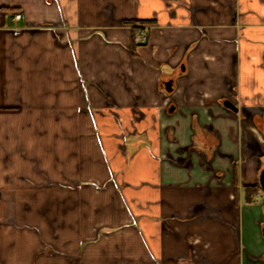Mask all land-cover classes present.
<instances>
[{
	"label": "crops",
	"instance_id": "obj_1",
	"mask_svg": "<svg viewBox=\"0 0 264 264\" xmlns=\"http://www.w3.org/2000/svg\"><path fill=\"white\" fill-rule=\"evenodd\" d=\"M0 8V264H264V0Z\"/></svg>",
	"mask_w": 264,
	"mask_h": 264
},
{
	"label": "trees",
	"instance_id": "obj_2",
	"mask_svg": "<svg viewBox=\"0 0 264 264\" xmlns=\"http://www.w3.org/2000/svg\"><path fill=\"white\" fill-rule=\"evenodd\" d=\"M0 9H5V8H0ZM153 21H138V20H130V21H126L124 22V24L129 25L131 28V39H132V54H134V50L136 49V47L145 45L148 39L145 41H141L139 39V34L140 31L142 30V27L145 25H149L152 24ZM245 193H247L246 197V201L248 203H251V199L252 197H254L255 195H257L259 193V187L257 185L255 186H250V187H245L244 188Z\"/></svg>",
	"mask_w": 264,
	"mask_h": 264
},
{
	"label": "water",
	"instance_id": "obj_3",
	"mask_svg": "<svg viewBox=\"0 0 264 264\" xmlns=\"http://www.w3.org/2000/svg\"><path fill=\"white\" fill-rule=\"evenodd\" d=\"M161 87H164L165 89H168L170 87V83H164L162 82L161 84ZM223 106L230 109V110H233V111H236V108L234 106H232L228 101H223ZM259 187H260V190L261 192L264 194V168L261 170L260 174H259ZM263 235H264V230H263Z\"/></svg>",
	"mask_w": 264,
	"mask_h": 264
},
{
	"label": "built area",
	"instance_id": "obj_4",
	"mask_svg": "<svg viewBox=\"0 0 264 264\" xmlns=\"http://www.w3.org/2000/svg\"><path fill=\"white\" fill-rule=\"evenodd\" d=\"M21 18V15L20 13H15L14 16H13V19L14 21H19ZM147 27L146 26H143L142 27V30L140 31V34H139V39L141 41H145L147 39Z\"/></svg>",
	"mask_w": 264,
	"mask_h": 264
}]
</instances>
